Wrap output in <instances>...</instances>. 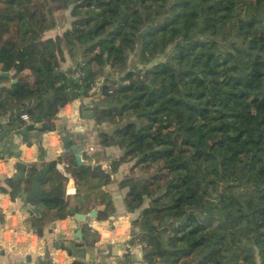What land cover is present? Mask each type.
<instances>
[{"label":"trees","instance_id":"16d2710c","mask_svg":"<svg viewBox=\"0 0 264 264\" xmlns=\"http://www.w3.org/2000/svg\"><path fill=\"white\" fill-rule=\"evenodd\" d=\"M0 2V67L32 78L0 89V110L11 98L54 127L58 110L104 74L95 120L123 121L99 140L122 150L112 171L132 160L119 187L148 235L144 264H264V0ZM54 13L69 26L45 37ZM65 48L73 64L60 69ZM65 160L78 200L111 180L100 164ZM52 170L48 178L63 185ZM19 183L0 190L15 199ZM53 192L65 198L50 205L60 217L82 209L63 188ZM109 216L101 209L96 219Z\"/></svg>","mask_w":264,"mask_h":264},{"label":"crops","instance_id":"0c3cea01","mask_svg":"<svg viewBox=\"0 0 264 264\" xmlns=\"http://www.w3.org/2000/svg\"><path fill=\"white\" fill-rule=\"evenodd\" d=\"M50 32H45V37L51 35ZM73 61L68 54H64V60L60 61V69L72 67ZM108 68L106 67V70ZM105 70V71H106ZM104 71V72H105ZM0 67V89H9L13 83L21 76H26L30 81L28 69L23 70L17 76L14 71L8 72V76L1 75ZM104 74H99L96 82H101V89ZM4 92L0 95V100L4 98ZM101 101V95L96 92V89L91 90V94L69 100L63 107H61L52 121L55 125L54 130L47 133H42L39 141L31 140L30 145L23 140V137L15 133L19 127L14 124L7 125L10 119L21 120L18 106L14 99L8 98L4 109L0 110V187H7V179H15L20 181L19 190L25 185L28 179L19 178L17 170L26 169L30 164H42L41 162L54 159L55 156H62L63 147L59 139L61 135L60 129L66 127L65 131L73 130L77 125H81V131L74 133L73 139L79 141L83 145V165L100 164L101 169L110 173L111 180L91 192L88 201L78 200L75 196L77 185L72 176L65 178V183L61 185L58 180H50L52 174L47 172L45 178L41 182L43 189L50 190V194H54L53 188L61 190L63 188L64 195L70 200L77 201L78 207L82 209L78 212H88L92 208L97 210L105 209L110 213L108 219L98 220L89 218L86 223H81L83 226L82 239L75 236L77 222L74 217L68 214L65 217H60L57 210L54 208L40 210L38 215L28 214L26 211L20 209L21 202L18 199V194L15 199H12L8 192L0 190V226L5 230L9 229L4 235L6 239L10 237V229L26 230L28 227L35 230V235L28 237V235H21L19 242L15 247L5 248L0 244V264H22L25 261V256L31 255L32 261L38 256L42 255L45 249L49 251V258L45 260L44 264H71L73 260L79 261L82 264H144L143 263V244L134 236V222L133 220L138 216V210L130 212L126 209L124 202L125 189L119 187V182L128 175L131 166L130 162H124L118 165L115 171L111 170L112 159L122 154V150L115 145L104 146L100 144L99 132L104 128L103 123L98 124L95 120L97 107ZM81 102H89L91 109L86 110L87 113L93 112L94 116L89 119H82L78 116V105ZM22 121V120H21ZM43 122V121H42ZM36 123L35 126H39ZM33 133V131L31 132ZM58 153V154H57ZM60 161L67 169L66 159H75L72 153L64 154ZM30 169V168H29ZM29 178V177H28ZM71 189L73 192L67 194L66 190ZM86 192V191H84ZM56 195V194H54ZM65 199V198H64ZM76 202V203H77ZM50 206L51 203H48ZM69 216H72L71 218ZM91 224L90 226L88 225ZM119 227L120 230L129 231V239L127 242H116L110 244L105 240H100V236L96 229H101L105 234L111 227ZM69 232L73 233L70 237L66 236ZM64 243L70 250L60 247V243ZM85 243L78 246V243ZM87 243V244H86ZM128 244V246H127ZM40 247L43 252L40 254L34 253L32 248ZM142 252V256H140ZM32 264V263H28Z\"/></svg>","mask_w":264,"mask_h":264},{"label":"water","instance_id":"95a60500","mask_svg":"<svg viewBox=\"0 0 264 264\" xmlns=\"http://www.w3.org/2000/svg\"><path fill=\"white\" fill-rule=\"evenodd\" d=\"M1 75L8 76V72H1ZM107 88V84L102 85V91H104ZM98 106V105H97ZM95 105V108L97 107ZM91 109V105L89 102H81L78 105V116L82 119H89L94 116L93 112L87 113L86 110ZM36 123H40L39 126H35ZM54 127H50L45 125L42 122V119L40 115L36 114L32 120L22 125V127L15 130L16 134H19L23 137V140L27 143V145H30L31 140L35 139L36 141H39L41 138L42 133H47L50 130H54ZM66 127H63L60 129L61 135L59 136V139L62 143L63 152L62 155L67 153H72L75 157V162L78 166L83 165V145L79 141H75L73 139L74 133L81 131V125H77L73 130L65 131ZM33 131V133H31ZM2 140V137H0V141ZM39 166V164H30L26 169H18L17 173L20 175L19 178H25L28 179V181L25 183L23 187L20 188L18 192V199L21 202L19 205L20 209L26 211L28 214L32 215H38L40 210L43 209H49L51 206L48 205V203H54L59 204L64 201L63 197H60L58 195H52L50 194V190L43 189L41 182L45 178L47 172L52 170L55 167L56 159H50L48 161H45L44 163ZM33 167L36 169L35 174L30 178L29 177V168ZM29 177V178H28ZM69 214L72 215L77 222L76 230H75V236L78 239H82V231L83 226L81 223H86L89 218H95L97 214V210L95 208H92L88 212H78L75 210V207H71ZM85 243H78V246H82ZM87 244V243H86ZM142 256V252L139 254ZM50 256L48 249H45L43 254L38 256L34 261H32L31 255L25 256V261L22 264H44L45 260L48 259Z\"/></svg>","mask_w":264,"mask_h":264},{"label":"built area","instance_id":"2783aa9c","mask_svg":"<svg viewBox=\"0 0 264 264\" xmlns=\"http://www.w3.org/2000/svg\"><path fill=\"white\" fill-rule=\"evenodd\" d=\"M82 65V64H81ZM80 65V66H81ZM79 66V67H80ZM77 67L75 69V72L72 76V78L75 80L79 77V75L82 74V71L80 70V68ZM101 82L98 81L95 83V86H94V89H96V92L98 94L101 95ZM20 119L22 120V122L25 124L27 122H29L30 120H32V117H30L27 113L25 112H22L20 114ZM58 154V153H57ZM55 159H56V164H55V167L56 169L65 177H68L70 178L71 177V173L66 171L65 167H64V164L59 160V156H55ZM73 192V190L71 189H67L66 190V193L69 194ZM70 218L72 216H69ZM88 225L90 226L91 224L88 223ZM119 227H111V229L108 230V234H105V232H103V230H101L100 228L99 229H96L99 236H100V240H105L107 241L108 243L110 244H115L116 242H120V241H123V242H127L128 239H129V231H125V230H120L118 229ZM9 229L5 230L4 227L0 226V244L3 245L5 248H11V247H15V245L19 242V238L21 237V235H28V237H31L33 235H35V230L28 227L26 230H22V229H10V237L9 239H6L5 238V234L6 232L8 231ZM73 233L69 232L66 236L70 237ZM128 246V244H127ZM129 247V246H128ZM32 250L34 251V253H38L40 254V252L42 253L43 252V249L40 248V247H34V249L32 248Z\"/></svg>","mask_w":264,"mask_h":264},{"label":"rangeland","instance_id":"374dc122","mask_svg":"<svg viewBox=\"0 0 264 264\" xmlns=\"http://www.w3.org/2000/svg\"><path fill=\"white\" fill-rule=\"evenodd\" d=\"M3 4L0 2V7H2ZM46 7H48V5H46ZM47 8H45L44 10H42V12L44 13L45 17H46V23L45 24H49V22L51 21V17L49 16V13L46 11ZM54 19H55V26L51 29H48L47 32H50L52 33V35H55V34H58V35H61L62 32L69 26V22L66 20L65 22V17L63 14H60V13H54ZM62 22H64V25L61 26ZM45 36V34H44ZM68 54L67 53V49L65 48L64 49V54ZM29 71V70H28ZM30 74V72H29ZM104 79V78H103ZM115 122L113 123H109V122H104L103 123V129L101 131H107V132H111L114 128V126L116 125V123H121L123 120L122 119H117L115 118ZM128 159V158H127ZM128 162L132 163V160H129ZM153 168L150 169V171L152 170ZM130 170V169H129ZM134 173H137L138 169L136 170H133ZM153 171V170H152ZM157 224V222L155 223ZM134 233H135V237L139 240V242H143L142 238L143 236H145V238L148 236L146 231H144L138 223L134 224V229H133Z\"/></svg>","mask_w":264,"mask_h":264}]
</instances>
